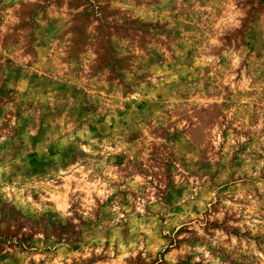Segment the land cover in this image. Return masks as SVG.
I'll list each match as a JSON object with an SVG mask.
<instances>
[{"label":"rangeland","instance_id":"374dc122","mask_svg":"<svg viewBox=\"0 0 264 264\" xmlns=\"http://www.w3.org/2000/svg\"><path fill=\"white\" fill-rule=\"evenodd\" d=\"M0 264H264V0H0Z\"/></svg>","mask_w":264,"mask_h":264}]
</instances>
